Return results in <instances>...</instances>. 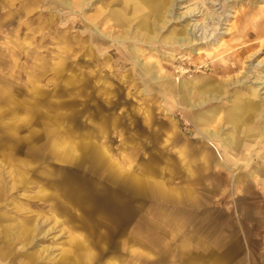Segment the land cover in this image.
<instances>
[{
  "label": "rangeland",
  "instance_id": "rangeland-1",
  "mask_svg": "<svg viewBox=\"0 0 264 264\" xmlns=\"http://www.w3.org/2000/svg\"><path fill=\"white\" fill-rule=\"evenodd\" d=\"M58 1L0 0V264H264V232H244L264 219L246 202L264 210V128L247 138L248 163L226 162L253 197L226 172L179 171L176 155L220 145L198 141L193 118L209 109L223 112L206 127L225 128L227 108L252 100L264 127V0H167L159 32L163 0ZM145 16L160 41L191 23L208 30L187 45L139 42ZM172 81L203 82L194 101L216 85L221 98L186 109Z\"/></svg>",
  "mask_w": 264,
  "mask_h": 264
},
{
  "label": "bare ground",
  "instance_id": "bare-ground-1",
  "mask_svg": "<svg viewBox=\"0 0 264 264\" xmlns=\"http://www.w3.org/2000/svg\"><path fill=\"white\" fill-rule=\"evenodd\" d=\"M52 1L56 3L57 0L56 1L52 0ZM90 1L91 0H79L75 4L74 3L73 4H70V2L68 0H59L58 1L59 2L58 4L63 5L64 8H71L74 5L75 7H79L80 9H85V8H88L87 6L89 5V2ZM134 2L136 3L137 0H134ZM166 2H167V0H163L159 4L160 6L155 7L154 8V11H153V13H156V15L158 14V20L159 21H157V22L154 21V25H155V27H156V29H157L158 32L161 31L162 29H164V27L166 26V23H168L169 18H170L169 17V15L171 14L170 11L165 12L164 15L162 13V9L165 7ZM176 3H177V0H171L169 6H172L174 4L176 5ZM144 11H146V10L144 9ZM192 13H194V12L192 11ZM110 15L111 16L114 15L111 20L113 21V23L116 22L117 21L116 20L117 14L113 11V13L111 12ZM185 15L186 16L187 15H190V12L186 13ZM190 16H193V15H190ZM207 16L211 20H213V19L215 20V18H216V17H214V13H212V14L209 13V14H207ZM182 17L183 16L180 15V16H178V19L179 18H182ZM117 18H119V17H117ZM184 18H187V17H184ZM102 19H103V17H101L100 14H98V15H95L92 19H90L89 22L93 23V25L96 26V24H100V22H101ZM127 20H128V18L127 17H124L123 18V23L125 24V22H127ZM214 20H213V23L216 24L217 23L216 22L217 20L216 21H214ZM85 21H87V19ZM149 25L150 24H149L148 18L146 16L145 17H142L140 19L139 26L141 28H143L144 30H142L143 32L138 33V35H136V36H138L137 39H138L139 42L145 41V42H148V43H151V44L153 42H159V43L170 44V45H187L189 43V40L187 39V36H192L193 34H195L197 32H199L198 33V36H201V35L204 36L203 34H205L206 31L208 30V28H207V25L208 24H207L206 21L203 22L202 24L191 23L188 27H185V29H183L182 31H179L181 34H177V32H176V33H174V34H172V35H170L168 37V41H166L165 39H163V40L161 39V41H160L159 39L156 38L157 37L156 32H152L151 33L150 26ZM87 26H89V25H87ZM129 32L130 31H128V29L125 30L124 34L119 35L117 38H114V40H118V41H120V40L121 41H125L126 39L128 40V33ZM109 36H110V34L108 35V37ZM133 37H135V36H133ZM99 38H101V35L99 33H95V40L98 41ZM201 38H203V37H201ZM108 50H111V49L109 48ZM255 83H257L258 85H257V88L254 90V96H257L258 97L259 91L262 90V89H264V81H261V80L260 81H255ZM169 84L172 85V89L175 90V93H178L177 95L179 96V102L182 103V105H184V108H186V109H188V108H190V109H196V108L204 107L210 101H216V100H219L221 98V95L219 96L218 91H216L217 89H214L215 87L217 88L218 85L214 86V88H211L210 86H208L207 88H209L210 90L212 89L210 92L207 90L205 92H202L203 93L202 94L201 92H198L197 91V93H200V99L198 101H194L193 99H190L189 98V95L191 93H193L194 91H196L195 88L200 87V85H202V84L204 86V83L203 82L196 81L194 83H190V81L189 82H183V81L180 82V81H177V82L174 83V81H172V82H169ZM262 93H264V92H262ZM249 105L252 106V107H255L256 106L255 104H253L252 100H251V102H250ZM189 113H190V111H189ZM201 113L202 114H200L198 116H195L193 118L194 124L196 126H199L198 127L199 128V132H201L203 135H206V137L208 139H218L219 141H221L222 146H224V148H226V149H224L225 151L228 150V149L230 150V148L232 146L234 147V143H233L234 141H233L232 135H230V136L229 135H225V133L222 131V129H218V128L208 129L206 127L207 125L213 124L216 121H218L217 119H219L220 111L217 110V109H209V110L204 111V112H201ZM261 128H264V127H260V131H261ZM255 130H258V128L257 127H251V128L248 127V129L245 130L244 134L247 135L246 133H250V132L252 133ZM236 150H238L239 152L242 151L240 147H237ZM221 165H222V167H224V163L223 162H221ZM27 227L28 228L27 229L24 228L25 230L23 231V232H25V235L26 236L27 235H31V234H33L36 231V225L35 224L28 225ZM2 228H3V226H2ZM28 243H26V244H28ZM0 251H3V248L0 247Z\"/></svg>",
  "mask_w": 264,
  "mask_h": 264
},
{
  "label": "crops",
  "instance_id": "crops-1",
  "mask_svg": "<svg viewBox=\"0 0 264 264\" xmlns=\"http://www.w3.org/2000/svg\"><path fill=\"white\" fill-rule=\"evenodd\" d=\"M251 101L247 102V106L244 107H240V106H232L227 108L226 110V118H224V120L226 121V125L225 128L224 127H220L219 129H222V131L225 133V135H232L233 137V143H234V147L230 148V150H224L226 148H224V146H222L221 141H219L218 139H208L207 137H200L198 138V141L203 142L204 140L208 141V144H214L215 140L218 141V143L220 144L219 147L217 148V146L213 147L210 145H204L206 146L208 149L210 148V151H206L204 153H193L190 154L189 150L186 149V145L188 142L184 143V147H179L176 155H177V162L180 163V168L179 171L184 172L190 176L193 175H198V174H202V175H209L211 174L210 172L216 173V172H226L230 175L228 181H227V186L232 187V189H237L240 188L239 191L242 194H247V195H252L256 196L255 194V189L253 188V185H237L235 182V180H233V175L234 174H230L229 173V169H227V165H231L228 164L226 162L228 161H232L237 158V155L240 156V160H245L246 156L243 153V150L246 149L247 146H249L252 142V139H247L248 137L251 136H257L259 138H261L260 136V127H259V123L257 121V117H258V113L259 111L256 109V107H252L250 106ZM217 110L220 111V113H222L223 111H221V109L217 108ZM239 117V118H238ZM221 119V117H220ZM255 119L254 123L255 125H252L251 122L252 120ZM235 122V123H234ZM231 124V125H230ZM230 125V126H229ZM249 125V126H248ZM248 127H257L258 130L253 131L252 133H246L247 135L244 134L245 130L248 129ZM232 133V134H231ZM193 140L194 137H192ZM257 141V140H256ZM202 146V145H201ZM200 146V147H201ZM237 147L241 148V152H239L238 150H236ZM211 148H214V151H211ZM221 148V150H220ZM218 150V151H217ZM215 151L217 152L215 154ZM232 153H231V152ZM224 152L225 154L223 155ZM94 153H96L98 156L102 155L100 157L101 160H103L106 156V152L105 150L102 148H97ZM252 158V156L250 155L249 159ZM247 161L246 163L249 162V159L246 158ZM202 162V163H201ZM221 162L224 163V167H222ZM190 164V165H189ZM245 166V164H244ZM230 167H233V169L235 168L233 165H231ZM113 169V168H112ZM108 171H111L110 169ZM191 171V172H190ZM259 169L257 167L255 168H251V170L249 171L251 179L255 180L254 177V173L258 172ZM139 176V177H138ZM137 185H142L144 183V176L143 175H137ZM196 180V179H195ZM161 182V181H160ZM192 185L194 186V182H192ZM158 187H163V184L160 186L158 185ZM258 197V196H257ZM249 205L253 206V208L256 210L257 213H260V217L264 218V210H262L259 207V202L258 199L256 198L255 200L250 199L246 201ZM258 221V223L254 220L251 225L250 228H248V231L244 230V232L246 234H250V232L255 231L256 233H262L264 232V219H256ZM262 229H261V228ZM244 233V234H245ZM245 236V235H244Z\"/></svg>",
  "mask_w": 264,
  "mask_h": 264
}]
</instances>
